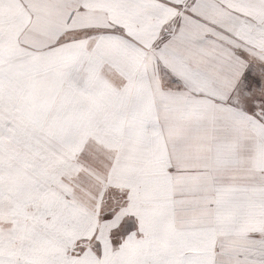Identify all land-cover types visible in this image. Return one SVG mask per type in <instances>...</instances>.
I'll return each instance as SVG.
<instances>
[{
  "label": "snow or ice",
  "instance_id": "snow-or-ice-1",
  "mask_svg": "<svg viewBox=\"0 0 264 264\" xmlns=\"http://www.w3.org/2000/svg\"><path fill=\"white\" fill-rule=\"evenodd\" d=\"M0 264H264V0H0Z\"/></svg>",
  "mask_w": 264,
  "mask_h": 264
}]
</instances>
